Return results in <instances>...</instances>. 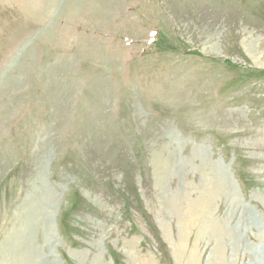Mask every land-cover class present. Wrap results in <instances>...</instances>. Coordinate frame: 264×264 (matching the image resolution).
I'll use <instances>...</instances> for the list:
<instances>
[{"label":"rangeland","instance_id":"1","mask_svg":"<svg viewBox=\"0 0 264 264\" xmlns=\"http://www.w3.org/2000/svg\"><path fill=\"white\" fill-rule=\"evenodd\" d=\"M0 264H264V0H0Z\"/></svg>","mask_w":264,"mask_h":264}]
</instances>
